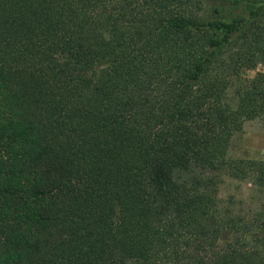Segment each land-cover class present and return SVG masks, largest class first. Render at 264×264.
<instances>
[{
	"label": "trees",
	"instance_id": "trees-1",
	"mask_svg": "<svg viewBox=\"0 0 264 264\" xmlns=\"http://www.w3.org/2000/svg\"><path fill=\"white\" fill-rule=\"evenodd\" d=\"M252 119L264 0H0V264H264Z\"/></svg>",
	"mask_w": 264,
	"mask_h": 264
},
{
	"label": "rangeland",
	"instance_id": "rangeland-1",
	"mask_svg": "<svg viewBox=\"0 0 264 264\" xmlns=\"http://www.w3.org/2000/svg\"><path fill=\"white\" fill-rule=\"evenodd\" d=\"M262 68V67H261ZM256 70L247 72L248 76H253ZM228 155L232 158H249L264 160V122L260 119L246 120L242 129L233 136ZM218 195L222 201L233 199L236 205L246 208L249 202L258 197L257 190L250 187L245 182H240L229 177H225L219 185Z\"/></svg>",
	"mask_w": 264,
	"mask_h": 264
}]
</instances>
